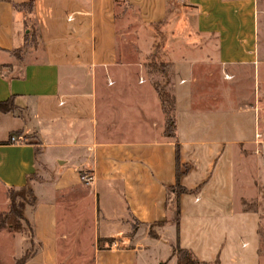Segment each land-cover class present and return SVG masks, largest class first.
<instances>
[{
  "label": "crops",
  "instance_id": "obj_1",
  "mask_svg": "<svg viewBox=\"0 0 264 264\" xmlns=\"http://www.w3.org/2000/svg\"><path fill=\"white\" fill-rule=\"evenodd\" d=\"M179 1L214 51L170 60L176 140L182 171L188 167L180 184L195 191L179 197L177 227L174 204L167 206L177 183L176 144L164 135L153 86L118 61V0H0V102L16 108L0 111V190L33 177L37 204L26 214L41 250L26 264H86L73 262L71 252L62 261V250H74L81 236L69 247L65 210L77 193L93 208V216H73L80 232L92 228L83 235L88 264H177L176 246L201 262L260 264V216L242 208L250 162L260 176L258 113L238 92L242 81L257 85L259 0ZM169 2L128 0L147 27L166 19ZM33 38L17 58L14 51ZM206 57L218 66L209 84L213 104L204 96L202 76H212ZM14 135L19 143L10 141Z\"/></svg>",
  "mask_w": 264,
  "mask_h": 264
},
{
  "label": "rangeland",
  "instance_id": "obj_2",
  "mask_svg": "<svg viewBox=\"0 0 264 264\" xmlns=\"http://www.w3.org/2000/svg\"><path fill=\"white\" fill-rule=\"evenodd\" d=\"M168 1H170V5L167 9L168 14L166 19L158 24L147 27L142 25L141 17L139 22L138 13L135 9L130 7L126 9L123 0H118V61L124 68H136L138 70L137 74L143 77L147 85H152L153 81V78L147 73V64L151 61L170 63V60L175 59L174 56L176 55L179 57L191 56L192 58L195 57L194 59L200 56L203 57L204 54L213 55L214 48L208 47L209 40L206 37L198 35L194 31V21H192L194 17L193 12H186L182 1ZM259 7L262 13L260 14V36L258 42L259 65L257 85L255 89H253L252 86L249 89L247 85L248 81H242V83L246 84L241 83V90L238 92L242 99H244V97L249 98L247 103L253 105L258 113V133L260 138L256 141L255 157H253V159H256V166L260 167V176L253 174L254 161L252 160L253 162H250V176L252 181L249 191L243 195L242 208L247 211L256 212L260 216V225L258 229L259 255L261 260L260 264H264V0H259ZM183 11H185V13ZM34 45V38L31 39V41L28 40L25 47L18 52V57H21ZM204 61L209 63L207 67L210 73H212V76H202V79L206 78L205 82L207 86H209L208 88H210V90L206 88L207 90L204 96L208 99L207 103L213 104V102H215L213 97L216 95V92L214 90L215 88L209 84H211L212 79L218 76H216V69L218 66L212 64L211 58L206 57ZM203 66L199 70L200 74L205 72ZM225 80L227 82V79ZM219 89L227 90V87L224 86ZM223 99L227 100L226 97ZM253 132L254 126L251 128L250 137H254ZM250 152L252 151L250 150ZM89 206L90 203H88V200L82 202V194L80 193L72 194L67 198L65 214L69 215L66 220L67 224H70L68 231L71 234L69 247L72 246V238L74 236L76 237L75 234H81V236L78 238L77 242L75 241L76 245L74 250H68L67 252H63L62 250V261L65 259V255L71 252V259H73V262L92 263L93 255L91 251L87 250V245L84 244L85 238L83 236L89 229L92 231V228L90 227L88 231L86 230L85 232H83L84 229H82V232H80L78 230V223L81 219L77 217L73 218L74 214H78L80 211L84 212V214L88 213L93 216V208L88 209ZM7 210L8 198L6 189L1 188L0 215ZM27 215L30 216V214H26V216ZM29 218L30 217H27L30 223ZM30 227H33L32 224L31 226H26L25 232L23 233L0 231V264H16V262L27 253L32 257L37 252H40L41 246L34 240V237H31ZM152 231L156 232L155 228Z\"/></svg>",
  "mask_w": 264,
  "mask_h": 264
},
{
  "label": "trees",
  "instance_id": "obj_3",
  "mask_svg": "<svg viewBox=\"0 0 264 264\" xmlns=\"http://www.w3.org/2000/svg\"><path fill=\"white\" fill-rule=\"evenodd\" d=\"M10 1V0H7ZM124 5L127 8H132L128 0H123ZM119 4V2H118ZM33 4L29 6L32 7ZM24 6H18V8H23ZM133 9V8H132ZM21 50V49H20ZM20 50L14 51V55L17 58L18 52ZM147 73L153 78L152 86L159 98L160 106L163 114L165 115L166 124L164 135L167 138L174 140L176 144V160H177V183L174 186L169 188V198L167 206L169 204H174L173 218L171 223L179 227L180 221V206H179V197L182 194H190L195 191L189 190L183 187L180 184V178L188 171L186 167L183 171L181 169L180 162V145L176 140V97L174 92V66L169 62H156L151 61L147 64ZM15 105L12 101L0 102V111L2 112H14ZM33 178V177H32ZM31 177L28 178V182L24 187L14 188L7 187L6 195L8 198V210L0 215V231H7L9 233H23L25 232L26 226H31L29 223L26 212L28 207H34L37 204V198L34 193V189L31 185ZM173 198V199H171ZM167 222H159L155 224L156 227H162L166 225ZM31 237H34V229L30 227ZM150 234L157 238L156 234L153 231H150ZM175 255L177 257V264H219V261L214 263H207L199 261L194 254L188 249L176 246ZM31 258V255L27 253L16 264H26V262Z\"/></svg>",
  "mask_w": 264,
  "mask_h": 264
},
{
  "label": "built area",
  "instance_id": "obj_4",
  "mask_svg": "<svg viewBox=\"0 0 264 264\" xmlns=\"http://www.w3.org/2000/svg\"><path fill=\"white\" fill-rule=\"evenodd\" d=\"M260 138V135L258 134L257 135V139H259ZM10 141L12 142V143H19L20 141L18 140V138H17V136H12L11 138H10ZM256 153H259V152H256ZM82 180L84 181V182H86V183H89V181H90V178L85 174L84 176H82Z\"/></svg>",
  "mask_w": 264,
  "mask_h": 264
}]
</instances>
